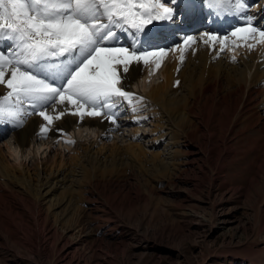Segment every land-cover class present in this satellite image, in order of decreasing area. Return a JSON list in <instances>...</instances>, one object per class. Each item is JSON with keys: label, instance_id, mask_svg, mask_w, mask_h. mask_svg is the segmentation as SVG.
Returning a JSON list of instances; mask_svg holds the SVG:
<instances>
[{"label": "rangeland", "instance_id": "rangeland-1", "mask_svg": "<svg viewBox=\"0 0 264 264\" xmlns=\"http://www.w3.org/2000/svg\"><path fill=\"white\" fill-rule=\"evenodd\" d=\"M188 28L183 26L178 32L193 35L183 30ZM235 56L239 57L237 53ZM160 78L157 75L149 81L159 83ZM150 83L147 89L155 84ZM221 85L220 95L225 100L222 107L228 112L231 106L226 79H221ZM260 87L264 90V80L254 82L250 90ZM261 88L257 96L255 90L249 91L254 104L250 103L242 121L231 118L239 127L234 128L226 145L223 137L209 142L210 132L205 129L203 117H190L188 129L198 131L199 122L204 133L203 138L190 142L195 154L188 153V147L176 144L175 139V156L171 158L167 139V143L158 144L152 141V135L149 142L150 122L141 127L149 136L139 143L129 142L132 136L126 126H121L122 133L115 135L116 140L113 135L98 142L94 133L91 139L84 135L79 138V148L91 141L98 142L96 148L107 147L111 154L106 163L90 160L89 155H79L82 163H78L76 143L68 148L57 142L47 143L51 147L36 145L39 150L34 151L30 147L24 156L32 151L34 156H22L19 161L31 176L22 180L18 175L0 174V264H264V228L256 232L257 208L264 198V170H260L264 165ZM145 111L149 113L148 104ZM223 115L206 117L217 121V135L223 132ZM9 146L14 147V139L0 143V163L8 167L17 165L10 157ZM224 148L228 152L218 155ZM131 149L134 152L129 155ZM161 151L170 159L168 165L153 158L152 153L161 155ZM204 152L209 154L212 171L201 158ZM69 160L73 161L70 166ZM52 170L64 172L67 179H61L68 181L60 186L52 184ZM66 170L79 174L72 177Z\"/></svg>", "mask_w": 264, "mask_h": 264}, {"label": "snow or ice", "instance_id": "snow-or-ice-1", "mask_svg": "<svg viewBox=\"0 0 264 264\" xmlns=\"http://www.w3.org/2000/svg\"><path fill=\"white\" fill-rule=\"evenodd\" d=\"M203 3L214 16L239 21L224 35L199 34L209 49L219 44L216 58L225 49L264 48V24L250 13L249 0ZM195 7L190 0H0V86L5 90L0 94V123L22 127L37 115L43 121L41 138L68 115L77 117V123L100 117L118 127L125 103L132 113L143 106L144 98L126 90L124 83L134 66L159 68L177 49L182 63L187 50L195 52L192 45L198 40L193 35L174 47L149 50L175 23L177 9L192 14ZM120 33L129 34L131 42L122 44ZM236 59L231 57L234 63Z\"/></svg>", "mask_w": 264, "mask_h": 264}, {"label": "bare ground", "instance_id": "bare-ground-1", "mask_svg": "<svg viewBox=\"0 0 264 264\" xmlns=\"http://www.w3.org/2000/svg\"><path fill=\"white\" fill-rule=\"evenodd\" d=\"M195 1L196 0L191 1V2L196 3ZM260 4H264V0H260L259 5ZM259 5L257 6V10L259 11L260 16H264V8H261ZM175 15H174V18H175ZM189 15L190 14L184 11L179 16L178 22L182 24L191 23L192 20L189 18ZM228 19H229V22L227 23V32L230 31V29L232 28L234 24H239V21L237 20H234L232 18H228ZM160 23L162 24V22ZM208 24L209 23H206L205 25H202V24L198 25L196 28L189 31L190 33H194L193 36L197 37L198 42L192 45V47L195 49L194 53L191 49L186 51L182 63H181L180 51L179 49H177V51L169 54L168 57H166L161 62V68H159V70L158 68L155 67L154 64H149L147 66L144 65V68H142L143 64L141 63L138 66H134V70H130V73L128 74L129 78L126 81H124V83L127 85L126 90L130 91L137 87L140 90L139 94L137 95L139 97L142 94L145 95L144 96V98L146 99L145 102H147L152 112V113H148L151 115L150 123L152 124V129L150 128L151 129V130L149 129L150 131L147 130V133L150 132L149 134L150 136L149 135H146V136H149V142H150L152 135H154L153 136L154 140L152 141L153 142L156 141L158 144L167 139V142H169V147H168L169 156L171 158L175 156L173 155L175 139H176V144H179V145L184 144L185 147H188L190 151L188 153L195 154L194 150L190 149L189 147V145H191L190 142H193L194 138H197V139L203 138L204 133H202V131L200 130L201 124H199L198 121H197L198 131H191L188 129V126H187L188 119L190 117L194 118V115L196 116V119H199V120L201 117H203V120H204L203 122L206 127L205 129L206 131L210 132V135L209 136L207 135L209 138L208 139L209 142L212 143L213 141H216L218 138L220 139L221 137L222 139L223 137V144L226 145L227 143H229L232 138L231 136H233L234 128L237 127V124L232 123L231 118H236L235 121L240 120V119L242 121V118L245 114H247L246 110L248 107H250V103L253 101V97H254L252 94L249 93V91L251 92L250 87L253 85L254 82L256 83L257 81L264 80V48H262L261 46H257L255 50H253L252 54L248 52L247 49H244V47L232 49L231 51L232 53H235V55L236 53H238V51H240L242 54V55L241 54L239 55L235 63L231 61V57L233 55L230 54L226 50L220 55L219 58H216V53L219 51V48H220L219 44L216 45L215 50H212V49H209L207 45H204L201 41H199L200 33L212 32L211 28L207 26ZM186 27H189V26H186ZM200 27L206 28L207 31L201 30L199 32ZM176 28H177V25L171 23V27L169 29L173 31ZM183 30L185 31V29ZM182 37H184V35H182L181 33L177 35V39L180 40L181 43H182V40H181ZM149 50H152V48H150ZM157 75H160V77H162V80L161 78L159 79L161 80V82L156 83V80L149 81V80H152V78L156 77ZM223 78L226 79L227 98H229L230 100L229 106H231L228 112L225 111L226 108L222 107L223 104H225V100L220 95V91L222 90L221 79L223 80ZM149 82H151L150 84L155 82V84L152 87L149 84L151 88L147 89V87L149 88V86L147 85V83ZM260 88H257L256 90L254 89L255 91L253 90L256 96L258 93H260L258 92V89ZM4 91L5 90L3 86H0V94H3ZM262 91L263 93L261 94L264 96V90ZM251 104H254V103H251ZM130 109L131 108H129V110ZM221 113H224V115L220 117L225 118L224 125H223V132L221 135H217V131H216L217 121L212 120V119H207L206 117H207V114L208 115H213V114L220 115ZM253 114L251 116L255 115ZM143 117L144 116H141L140 114L137 115L136 113H133L130 116V118L126 119L128 122H130L132 126V131L129 130L132 136L130 137L132 141L129 140L131 144L132 142L133 143L142 142L140 141L141 138L139 137V132H143L141 136L144 135V133H146L144 132V128L141 129V120ZM77 121H78L77 117H73L70 115L65 116L63 119L59 121H56L53 128L47 133V136L43 138L46 141V143L45 142L38 143L37 141L35 142L36 140L35 134L39 132V125L43 123V121L41 120L39 116H35V117L28 119L27 122L24 124V127H21L20 130H18L13 135L14 138L12 139H14V147L12 146L13 147L12 148L11 146H9L7 148L8 151L10 152V157L13 158L14 162L16 161L17 165L15 166L9 165L10 167L9 168L8 166H3L0 163V174L6 175V177L18 175L22 178V180L25 178V176H31V174L29 173V170L24 169V166L22 165V160H20L21 162L19 161V159L22 156H24L26 152L28 154V151H30V147L34 151V149L36 150L37 148L36 145H40V147L44 145L51 147V145L47 143H52V141L54 140L55 141L59 140L60 142L64 141L65 143V141L69 139H74V140L78 139V142L76 141L77 145L75 144L74 147L79 148L81 147V144H79V138L83 136V133H87L86 131H88V133L89 134L91 133V134L90 135L85 134L84 135L85 137L89 136V138L91 139V136L93 137L92 133H94V136L96 137V140L98 142L101 141V139L108 137L109 132L114 129H115L114 131H118V132L112 133L114 134L113 139H115L116 136L119 137L118 134H120L121 132V131L119 132V129H120L119 126L117 127V126L111 125L110 122L104 118H100V117L85 118L84 121L80 123H77ZM73 127L75 128L78 127L79 129L76 130V132H74V129L71 131ZM56 129H62L63 133H61L60 131H57ZM67 133L68 135H66ZM262 136L264 135L262 134ZM97 143L94 144V141H91L89 145L88 144L82 145V146H85V145H88V146H85L84 148L82 147L76 150L75 153H78V155H76L79 161L78 163H82L81 162L82 160L80 161L79 155L81 156L85 155L84 157L89 155L90 160L91 158L92 160L96 159L97 161H99V163L107 162V158L111 153L108 154L109 150L107 149V147L106 148L105 147L96 148V145H98ZM128 145L130 144H127V146ZM63 147L68 148L69 146L66 144ZM133 147H137V146H133ZM127 149L126 150L124 149V150L128 152ZM139 149L140 147L138 148V150ZM37 150H39V147L37 148ZM140 150H139V153L141 152ZM33 151L30 152L32 156H34ZM132 151H133L132 149H131V152L129 151V155H131ZM163 151H161V155L159 152V154L152 153L153 154L152 156L156 160H161L163 164L161 162L160 163L162 165H168L170 163V159L167 158V154L165 152H164L165 154L164 153L162 154ZM222 151H224L225 153L228 152V150L224 148L222 150H219L217 154L218 155L221 154ZM19 153H21V155H19ZM145 153L146 152L144 151V155ZM204 153L205 155H201V158L206 163V168L212 171L213 169L210 167V164H209V154L206 152ZM30 154L24 157L25 158L30 157ZM135 157H137L136 153H135ZM71 158H75V157H71ZM69 161H70L69 162V166H70L73 161L72 160H69ZM219 162H221V160ZM83 164L85 165L84 160H83ZM86 164L91 167V164L89 161H87ZM85 167L91 171V169H89V167H87L86 165ZM260 170H264V165L260 167ZM66 171H68L67 173L70 174L72 177H77V175L79 174V171L78 172L73 171V170L71 171L66 170ZM92 174H91V178L94 177V173ZM51 176H47V177L51 178ZM61 176L64 179L66 178V176L64 177V172H62L61 174L58 172H54L51 178V180H53L52 184L54 185L59 184V186L61 184L63 185V183L65 184L66 181L68 180L64 181V179H61ZM210 179H211V182H213L215 180L214 175L211 174ZM45 181L46 180L44 179V182ZM69 182L72 183L73 181L69 180ZM71 183H68V184L70 185ZM67 189L70 190V188H67ZM67 189L66 191H68ZM257 216H258V219H257L256 232H259L260 230H262L261 228H264V198L262 199V201L260 202V205L257 208Z\"/></svg>", "mask_w": 264, "mask_h": 264}]
</instances>
